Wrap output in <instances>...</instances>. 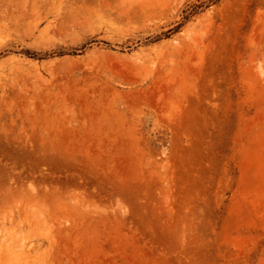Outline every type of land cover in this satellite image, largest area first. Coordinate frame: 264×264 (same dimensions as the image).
Returning <instances> with one entry per match:
<instances>
[{
    "label": "rangeland",
    "instance_id": "obj_1",
    "mask_svg": "<svg viewBox=\"0 0 264 264\" xmlns=\"http://www.w3.org/2000/svg\"><path fill=\"white\" fill-rule=\"evenodd\" d=\"M0 264H264V0H0Z\"/></svg>",
    "mask_w": 264,
    "mask_h": 264
}]
</instances>
